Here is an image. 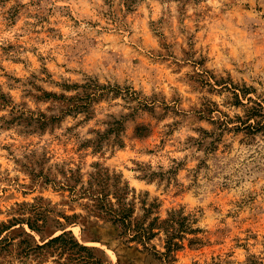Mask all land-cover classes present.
I'll use <instances>...</instances> for the list:
<instances>
[{
  "label": "rangeland",
  "instance_id": "rangeland-1",
  "mask_svg": "<svg viewBox=\"0 0 264 264\" xmlns=\"http://www.w3.org/2000/svg\"><path fill=\"white\" fill-rule=\"evenodd\" d=\"M257 103L264 0H0V264H264ZM124 186L198 230L126 241L91 196Z\"/></svg>",
  "mask_w": 264,
  "mask_h": 264
},
{
  "label": "trees",
  "instance_id": "trees-1",
  "mask_svg": "<svg viewBox=\"0 0 264 264\" xmlns=\"http://www.w3.org/2000/svg\"><path fill=\"white\" fill-rule=\"evenodd\" d=\"M74 86L79 85L74 84ZM82 86L84 90L89 91H86L84 96L81 98L85 99L83 104H75V107L77 108H87V104L90 100L102 95L103 91L114 90L111 85L101 86L94 80H89V82L84 83ZM239 91L242 92V94H245L246 90L238 89L234 91L237 98L240 96ZM247 99H249V97ZM257 106L258 108L254 106L247 108L248 118L255 114L264 116V113L261 112L262 106L258 103ZM127 191H129L128 186H124L121 189L115 187V190L112 193L106 192L102 187L100 190H96L95 193L92 192L91 194L95 201V210L107 220L118 226L120 229L119 234L124 236L126 241H135L140 243L144 249H153L155 255L160 254L162 258L168 259L172 252L180 247L179 241L183 238L181 233L195 232L198 230V228H193L191 225L192 217L189 215H183L181 209H172L168 213V216L164 219H161L159 215L153 216L152 214L154 213V209L158 205L153 202L147 203L146 199L141 200L143 213L140 216H135L134 203L132 201L125 200ZM3 227L5 226L3 225ZM30 227H32L31 224ZM4 229L5 228L0 229V233L1 230ZM161 230H163L166 234L164 246L165 251L163 252L158 251L155 245L150 244V241ZM66 236H68L71 241V246H76L79 250H86L88 254H90L89 256H92L90 249L77 242V240L71 235L70 231L68 233L62 232L61 234L50 238L44 243V245L63 240ZM93 263L107 264L97 260H94Z\"/></svg>",
  "mask_w": 264,
  "mask_h": 264
}]
</instances>
